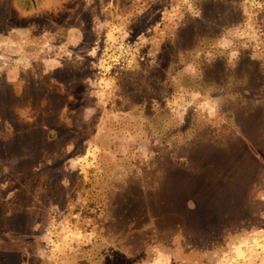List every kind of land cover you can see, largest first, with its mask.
Here are the masks:
<instances>
[{
  "label": "rangeland",
  "instance_id": "obj_1",
  "mask_svg": "<svg viewBox=\"0 0 264 264\" xmlns=\"http://www.w3.org/2000/svg\"><path fill=\"white\" fill-rule=\"evenodd\" d=\"M135 1L132 7L130 0H0V264H81L84 250L104 241L113 197L134 182L150 188L159 180L176 197L210 198L211 243L184 239L201 236L206 211L174 209L186 230L165 223L149 233L138 264H264L260 116L237 111L235 97L179 89L168 103L172 132L164 125L154 130L157 141L170 133L164 145L152 140L141 117L118 113V79L156 54L149 38L129 31L144 7ZM169 4L152 34L165 35L192 8L191 0ZM241 7L243 22L216 47L232 49V68L244 53L238 45L264 66V0H243ZM154 19L140 18L135 27L145 30ZM187 72L196 74L194 67ZM45 75H59L73 92H39ZM78 94L95 108L84 111L74 101ZM28 105L33 112L20 109ZM29 111L48 113L50 127H18L14 136L6 121L24 123ZM57 115L64 119L50 140ZM244 143L256 159L242 151ZM177 166L203 189L187 190V178L172 176ZM230 188L236 192L228 197Z\"/></svg>",
  "mask_w": 264,
  "mask_h": 264
},
{
  "label": "trees",
  "instance_id": "obj_2",
  "mask_svg": "<svg viewBox=\"0 0 264 264\" xmlns=\"http://www.w3.org/2000/svg\"><path fill=\"white\" fill-rule=\"evenodd\" d=\"M142 1L144 7L140 9L141 12L137 13L136 17L130 20L129 31L134 39L142 36L149 38L150 46L155 48L156 54L151 60L141 63L136 71L124 72L118 79L120 100L118 113L126 117L133 115L141 117L145 121L152 140L157 143L160 141L165 145L167 139H171L170 133L162 135L161 140L157 141L160 133L153 136L154 130L161 125L170 128L168 127L171 121L168 103L176 92L179 89L198 90L202 93L210 91L218 95L235 97L237 99L235 105H238L236 110L243 112L246 116L258 114L261 118L258 122L263 123L264 131L263 63L250 57L245 49L238 45L244 53L237 66L232 68L228 63V56L232 49L216 47L219 40L243 22L241 7L243 0H191L192 11L185 9L180 23L161 36L152 32L162 23V18L166 14L165 10L170 9L171 0ZM135 2L130 0V5L133 7ZM149 15H153L155 19L146 26L145 30L135 27L140 18ZM190 67L195 68L196 74L187 72ZM42 79L40 88L38 85L35 87L44 95L46 93L60 95L61 91L73 92V89L59 75H45ZM28 88L31 89L29 85ZM80 96L82 97L78 94V98L74 101L80 104V107H84V111L85 108L89 109L90 106L95 105L92 100H87L84 94ZM20 109L33 112L32 105L20 106ZM47 115L48 113L31 115L29 111L24 123L21 122L22 119H18L17 122L7 120V130L10 128L14 131V136L18 127L25 130L32 126H40V129L45 130L50 127L49 123L46 124L43 120V117ZM62 119L64 118L59 115L54 117L51 127L54 133L51 132L49 135L50 140L57 137V131L61 129L58 121ZM169 132H172V128ZM243 145L245 147L243 146L242 151H245L252 159H256L250 146L247 143ZM185 173L186 170L183 167L177 166L172 176L182 175L183 178H187L188 181L184 182L185 187L191 192L203 189L197 178L189 177ZM138 183L134 182V186L126 187L125 191L113 197L109 216L106 219L104 241L86 248L81 264L142 262L149 233L161 227H167L165 223L175 228L176 225L177 227L180 225V228L184 227L186 230L184 223L181 225L174 221L176 215L174 209L178 208L183 209L187 215H197L200 211L202 213L206 211L204 212L207 214L206 229L197 227L201 236L197 237L190 233L186 234L184 239L191 243H211L208 196L204 194L200 199H197L195 195L181 197L184 191L182 189L178 190L182 193L179 198L176 197L177 194L165 193V189L168 192L171 190H168L167 184L163 186L160 180L150 188L142 183L137 186ZM178 186L176 184L175 188L179 189L180 186ZM175 192L177 193V190Z\"/></svg>",
  "mask_w": 264,
  "mask_h": 264
},
{
  "label": "flooded vegetation",
  "instance_id": "obj_3",
  "mask_svg": "<svg viewBox=\"0 0 264 264\" xmlns=\"http://www.w3.org/2000/svg\"><path fill=\"white\" fill-rule=\"evenodd\" d=\"M234 192H236L235 189H234V188H232V189L230 188V189L227 191V193L229 194L228 197H229L230 195L233 196ZM240 200H241V199H240ZM241 203L244 204L245 202H241ZM243 209H244V206H242V207H241V210H239L240 215H244V214H243V213H244V210H243ZM237 210H238V209H237ZM223 211H224V209H223ZM223 211L221 210L220 213H221V214H225V213L228 212V211H226V210H225L224 212H223ZM210 213H211V212H210ZM244 216H245V215H244Z\"/></svg>",
  "mask_w": 264,
  "mask_h": 264
}]
</instances>
